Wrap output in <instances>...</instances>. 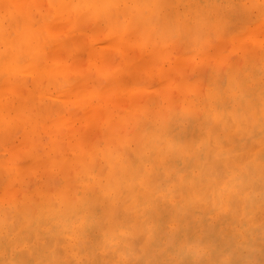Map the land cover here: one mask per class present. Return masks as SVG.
Returning <instances> with one entry per match:
<instances>
[{
    "label": "rangeland",
    "instance_id": "374dc122",
    "mask_svg": "<svg viewBox=\"0 0 264 264\" xmlns=\"http://www.w3.org/2000/svg\"><path fill=\"white\" fill-rule=\"evenodd\" d=\"M11 1L0 0V264H10V256L15 260L14 264H88L85 256L79 259L76 249L78 246L74 247L71 252L68 250L70 249L68 245L71 243V238L68 235H71V231H73L71 227L77 219L78 221L73 227L83 224V220L89 213L91 219L84 220L87 231L81 237H85L88 242L89 239L92 242L96 241L93 250L94 258L97 256L101 259V250L96 247L100 243V239L104 241L102 247L106 246L108 250L111 249L105 264H129V262L130 264H264V167L261 166V163L264 166V87H262V84L264 85V13L262 12L264 0H124L123 2L120 0L122 3L119 0H108V2L55 0L56 3L54 0L53 2L52 0H28L30 3H27L26 0L24 5L21 0L19 2L22 3L15 4L16 6ZM89 1L92 2V6ZM257 3L259 8H257ZM4 4L10 6L6 11L1 8ZM54 4H57V7ZM129 5L130 7L133 5L134 9L133 7L129 8ZM239 5L244 6V10L241 11L242 7ZM172 11L173 13H170ZM234 13L238 15L236 16ZM262 13L263 15H261ZM250 15L251 18L248 19ZM249 33H254L257 36L255 35L253 38L254 36L248 35ZM243 35L244 38L250 36V38H246L248 41L245 43L242 42L245 41L242 40ZM71 37L72 41L68 43ZM259 41L262 46L258 43ZM249 45H251L250 48ZM119 46L120 48L122 46V49ZM94 49L95 51H93ZM211 54L215 55L210 60L208 56H212ZM31 65L40 68H38L41 73L38 76L40 79L37 78V74L33 70L34 67ZM60 66L64 68L63 73L62 71L55 73L54 71L59 70ZM235 70L238 71V74ZM51 73L56 74L52 77L53 79ZM241 75L242 77H240ZM244 85L245 88H243ZM78 87L84 92H81L80 97L84 96L86 92V95L90 92L94 93L93 100L89 101L91 107L88 102L86 103V100L83 103L76 102L75 98H77L76 95L79 96L78 91L80 90L76 89ZM124 87L127 88L125 92ZM154 88L155 90H152ZM121 89L124 93L127 91L126 103L128 98L130 103H125L126 99ZM181 89L184 90L183 93ZM164 90L166 93L173 91L174 96L176 92L178 95L181 93L182 96H175L177 100L173 98L172 105H168L169 101L162 95ZM145 94H147V98H145ZM183 94L185 95L184 99ZM67 96H70V100ZM107 98L109 102H107ZM139 98L143 100V102L140 101L144 107L150 103L160 111L163 109L160 114L158 113L157 122L141 113L139 115L140 107H138L139 104L136 105ZM111 99L113 100L111 101ZM133 102H136V107L133 106ZM179 103L182 105L180 109ZM188 103L191 104L187 105L188 107L195 105L186 110L187 107L184 105ZM125 105L130 107H125ZM202 105L205 106L202 108ZM227 105L229 106L227 107ZM131 106L139 111H135ZM174 106L175 109H173ZM194 108L197 109V112ZM90 109L91 114L87 112ZM129 109L135 111L134 114L132 113L133 117L130 118L131 111ZM164 110L167 114L169 112L168 116L165 112L164 115L162 114ZM244 110H246L245 113ZM86 112L88 116L91 115V119H89L90 116L85 115ZM165 114L166 119L163 117ZM212 116L213 118H211ZM239 116L245 122L239 121ZM210 118L215 120L209 125ZM228 118L234 123V127L237 126L235 130L234 127H230V130L231 122L229 123ZM249 119L252 121L250 122ZM247 124H250L249 127L251 126L248 127L249 129L244 127ZM206 127L208 129L205 132ZM243 127L246 131L242 129ZM173 128L174 130H172ZM131 129L134 130L131 131ZM141 131L145 133L144 135L140 134L142 140L138 134L137 137L141 141L137 143L136 135ZM189 131L190 133H188ZM230 131L234 134H230ZM105 132L110 135H106ZM226 134L228 135L226 136ZM132 135L136 138L138 149H140V152H135V155L134 148H131L133 147L130 139L133 138ZM107 136L109 139H106ZM190 137L191 142H189ZM258 138L259 140H257ZM122 139L125 140L124 143ZM207 139L211 145H215L217 148L208 145ZM222 139L223 141H221ZM255 139L258 147L253 153V161L260 162V165L252 164V160H247L244 164L248 155L252 158L248 149L251 146V140ZM220 141L230 145L223 149L224 144ZM255 142L252 143V146L253 144L255 146ZM132 143H135L134 140ZM186 145L191 147H189V153ZM107 148L108 151H111L108 152ZM142 150L143 153H141ZM214 150L216 151L214 158L220 157L219 159L223 160L226 157L225 160H229V157H232L231 164L220 160L223 166L220 169L214 166L217 162L212 157ZM244 152L248 154L245 159ZM149 154L150 157H148ZM238 154H240L238 159H243V162L239 160L241 164H244L240 165L241 167L237 166ZM126 156L128 157L126 158ZM211 158L213 164L210 163ZM233 162L237 167L234 165L232 167ZM117 164L120 168H117ZM224 164L226 168L228 167V173H225L227 176L220 173L219 176L218 172L222 173L225 170ZM105 165H107L106 170L104 169ZM204 166L205 168H203ZM260 167L263 172L258 171ZM143 169L141 174L139 170ZM204 169L209 174H205L206 170ZM228 169L231 170L228 171ZM155 171L157 175L154 173ZM257 171L262 175H257ZM128 172L130 173L127 175ZM152 173L155 175L152 176ZM160 173H164V175H160ZM147 174L151 176L148 177ZM199 174L203 175H200L199 178ZM136 175L137 178H139L138 175L141 178L145 177L146 183L144 178L137 180ZM206 175L209 176L206 177ZM222 175L225 176L224 179ZM211 177L212 180H210ZM90 178L92 183H90ZM218 179L219 181H217ZM112 181L115 184H112ZM150 182H153L154 186L151 187ZM199 182L203 184L202 188L199 187L202 186ZM204 182L205 185L207 184V188H204ZM184 184L186 188L183 186ZM92 185L96 188L94 193L95 189H92ZM193 186L196 187L195 191H198V193H194V196L197 195L196 197H193ZM210 186L211 189H209ZM215 186H220V189L217 187L215 189ZM230 187L234 189L231 191ZM70 188L71 190H69ZM157 189L159 191L156 193ZM76 190L78 191L75 192ZM84 190L85 193H83ZM73 192L76 193L75 198H72L74 197ZM150 192L151 195L148 194ZM218 192L227 193V195L221 196L222 199H220ZM60 193L65 194L66 201L60 197L61 195H58ZM99 195L100 197H98ZM129 197H131V201ZM217 198L223 201L221 202ZM74 199L77 202H74ZM126 199L130 202L126 203L124 201ZM92 200L94 201L92 202ZM29 202L32 204L30 209L29 205L27 207L25 204H30ZM91 203H94V206ZM40 204L42 205L40 206ZM119 205L123 207L122 212L135 215V217H133L134 215L131 217L130 214L131 226L129 225L130 221L126 220L127 226L131 227L128 226L129 230H127V226L124 227L125 221L117 218L116 210L120 209ZM223 205L225 206L223 207ZM20 207L21 209H19ZM35 208L38 212H42H36ZM138 208H140L139 211ZM135 210L136 212H134ZM234 210L239 213L235 214ZM14 211L15 213H13ZM44 211L45 213H43ZM9 212L12 213L9 215ZM6 213L7 217H5ZM177 213H179L178 216ZM252 216L254 217L250 218ZM80 217L82 218L80 219ZM6 219L8 220L6 221ZM23 219L27 220L28 224L26 222L23 224ZM105 220L106 222H104ZM107 220L112 223L109 224ZM250 220L254 223L252 224ZM114 221L117 223H113ZM218 221L219 227L211 225ZM64 226L68 228H63ZM188 226L192 227L191 230H186ZM62 229L64 230L62 231ZM203 229L208 230L202 231ZM29 230H32L34 235ZM124 230L126 233L122 232ZM187 231L192 233L190 239L198 242L190 250L186 249V245H182ZM155 232L167 234L160 245L153 237ZM48 233L49 235H47ZM63 234L67 237H64V243L61 240ZM42 235L43 237L46 235V238L42 239ZM57 235L61 236L60 242L56 241L57 239L54 240ZM126 235L127 237H125ZM128 236L130 239L131 237L134 239L132 238L130 241ZM35 237L41 241L39 242ZM51 239L54 241L52 242ZM40 243L42 244L40 245ZM65 246H68V249ZM88 248H91L87 254L92 260V243L88 245ZM61 253H65V255H61ZM114 254H116L115 258H113ZM117 257L118 259H116ZM55 260L57 262H54Z\"/></svg>",
    "mask_w": 264,
    "mask_h": 264
},
{
    "label": "bare ground",
    "instance_id": "6f19581e",
    "mask_svg": "<svg viewBox=\"0 0 264 264\" xmlns=\"http://www.w3.org/2000/svg\"><path fill=\"white\" fill-rule=\"evenodd\" d=\"M19 1H21V0H14V1L12 0L11 2H13L12 4H14V5H15V4L18 5L19 3H22V2H19ZM27 1H28V0H27ZM54 1H55V0H54ZM99 1H102V2H108V0H99ZM119 1H120V0H119ZM121 1L123 2L124 0H121ZM121 1H120V3H122ZM141 1H142V0H141ZM155 1H159V0H155ZM24 2H26V0H25V1L23 0V5H24ZM52 2H53V0H52ZM56 2H57V1H55L54 3H56ZM151 2L153 3V1H151ZM172 2H173V1H172ZM3 3H4V1H3ZM5 3H6V2H5ZM9 3H10V2H9ZM27 3H30V1H28ZM27 3H25V4H27ZM89 3H90V5L92 6V2L89 1ZM99 3H100V2H99ZM168 3H169V2H168ZM240 3H241V2H240ZM245 3H246V2H245ZM245 3H244V4H245ZM12 4H10V5H12ZM244 4H243V5H244ZM7 5H8V3H7ZM16 5H15V6H16ZM255 5H256V3H255ZM257 5H258V3H257ZM15 6H14V7H15ZM21 6H22V5H21ZM21 6H18V7L21 8ZM54 6L57 7V4H56V5L54 4ZM113 6H114V5H113ZM127 6H128V5H127ZM127 6H126V7H127ZM150 6H151V5H150ZM185 6H186V5H185ZM209 6H210V4H209ZM239 6H241V5H239ZM239 6H238V7H239ZM7 7H8V6H6V5L4 4L3 7H1V8H4V11H6ZM9 7H10V6H9ZM9 7H8V8H9ZM22 7H23V6H22ZM111 7H112V5H111ZM132 7H133V5H132ZM132 7H130V5H129V8H132ZM141 7H142V6H141ZM186 7H187V6H186ZM232 7H233V6H232ZM241 7H242V8L239 7V8L241 9V11H242V9L244 10V8H243L244 6H241ZM254 7H255V6H254ZM262 7H263V6H262ZM11 8H12V7H11ZM16 8H17V7H16ZM16 8H15V9H16ZM65 8H66V7H65ZM129 8H128V9H129ZM159 8H160V7H159ZM255 8H256V7H255ZM257 8H259V5H258ZM257 8H256V9H257ZM263 8H264V7H263ZM17 9H18V8H17ZM17 9H16V10H17ZM133 9H134V7H133ZM150 9H151V7H150ZM150 9H149V10H150ZM185 9H186V8H185ZM18 10H19V9H18ZM58 10H59V9H58ZM172 10H173V9H172ZM198 10H199V8H198ZM200 10H201V9H200ZM206 10H207V9H205V11H206ZM221 10H222V9H221ZM238 10H239V9H238ZM238 10H237V11H238ZM261 10H262V8H261ZM128 11H129V10H128ZM158 11H159V10H158ZM165 11H166V10H165ZM165 11H164V12H165ZM20 12H21V11H20ZM203 12H204V11H203ZM206 12H207V11H206ZM262 12L264 13V9H263ZM23 13H25V12L23 11ZM59 13H61L60 10H59ZM62 13H63V12H62ZM156 13H157V12H156ZM170 13H173V11L170 12ZM170 13H169V14H170ZM236 13H237V12H236ZM238 13H239V11H238ZM247 13H248V12H247ZM260 13H261V12H260ZM263 13H262L261 15H263ZM21 14H22V12H21ZM169 14H167V15L169 16ZM234 14H235V13H234ZM252 14H253V13H252ZM61 15H62V14H61ZM157 15H158V14H157ZM207 15H208V14L206 13V16H207ZM209 15H210V14H209ZM235 15H236V14H235ZM237 15H238V14H237ZM237 15H236V16H237ZM206 16H205V18H206ZM256 16H257V15H256ZM263 16H264V15H263ZM26 17H27V16H26ZM26 17H25V18H26ZM160 17H161V15H160ZM171 17H174V16L171 15ZM196 18H197V17H196ZM250 18H251V15H250V17H249L248 19H250ZM252 18H253V17H252ZM142 19H143V18H142ZM171 19H172V18H171ZM207 19H208V18H207ZM235 19H236V18H235ZM147 20H148V19H147ZM215 20H216V19H215ZM219 20H220V19H219ZM133 22H136V21H133ZM263 22H264V21H263ZM145 23H146V22H145ZM183 23H184V22H183ZM194 23H196V22H194ZM143 25H144V24H143ZM190 27H191V26H190ZM200 27H201V26H200ZM257 27H258V26H257ZM131 28H132V27H131ZM133 28H134V27H133ZM136 29H138V28H136ZM184 30H185V29H184ZM51 31L53 32V29H52ZM129 31H130V30H129ZM257 34H258V33H257ZM248 35H252V37L254 36L253 38H255V35H256V34H254V33H251V34H250V33H249ZM133 36H134V35H133ZM256 36H257V35H256ZM120 38H121V37H120ZM120 38H119V41H120ZM128 38H129V37H128ZM128 38H127V39H128ZM238 38H240V37H238ZM241 38H242V35H241ZM241 38H240V39H241ZM246 38L248 39V38H250V36H248V37H246ZM246 38H244V35H243V39H242V40H245V41H242V40H241V41L244 42V43L247 42L248 40L246 41ZM235 39H236V38H235ZM69 40H70V41H69L68 43H70V42L72 41V37H71ZM128 40H129V39H128ZM251 40H252L251 45H252V47H253V46H254V44H253V39L251 38ZM74 41H76V40H74ZM119 41H118V42H119ZM235 41H236V40H235ZM116 42H117V41H116ZM118 42H117V43H118ZM126 42H127V41H126ZM233 42H234V41H233ZM258 43L260 44L261 41H259ZM71 44H72V43H71ZM129 44H130V43H129ZM234 44H235V42H234ZM262 44H263V43H262ZM72 45H73V44H72ZM75 45H76V44H75ZM241 45H242V44H241ZM251 45H249V48H250ZM116 46H117V44H116ZM260 46H262V45L260 44ZM234 47H235V46H234ZM239 47H240V46H239ZM256 47H258V46H256ZM256 47H255V48H256ZM119 48H120V46H119ZM245 48H246V47H245ZM76 49H77V48H76ZM120 49H122V46H121ZM243 49H244V48H243ZM256 49H257V48H256ZM261 49H262V48H261ZM220 50H221V49H220ZM241 50H242V49H241ZM78 51H79V50H78ZM93 51H95V49H94ZM124 51H125V50H124ZM124 51H123V52H124ZM238 51H239V48H238ZM242 51H243V50H242ZM75 52H76V51H75ZM126 52H127V51H126ZM220 52H221V51H220ZM240 52H241V51H240ZM259 52H260V51H259ZM127 54H128V53H127ZM259 54H260V53H259ZM261 54H262V50H261ZM261 54H260V56H261ZM91 55H92V54H91ZM211 55H212V56H210V55L208 56V58L210 57V60L214 57L213 55H215V54H211ZM246 55H247V54H246ZM252 55H253V54H252ZM40 56H41V55H40ZM40 56H39V57H40ZM36 57H37V56H36ZM204 57H205V56H204ZM204 57H203V58H204ZM41 58H42V56H41ZM126 58H127V57H126ZM203 58H202V59H203ZM257 58H258V57H257ZM37 59H39V58H37ZM204 59H206V58H204ZM34 60L36 61V59H34ZM39 60H40V59H39ZM41 60H42V59H41ZM41 60H40V61H41ZM215 60H216V59H215ZM258 60H259V58H258ZM200 61H201V60H200ZM202 61H204V60H202ZM256 61H257V60H256ZM202 63H203V62H202ZM204 63H205V62H204ZM223 63H224V62H223ZM200 64H201V63H200ZM212 64H213V63H212ZM35 65H36V64H35ZM35 65H31V67H34V69H33V70H35L34 73L36 72V74H37V78H39L38 76H40V74H41V73H39V72H40V70H39L40 68L38 67V68H39V69H38ZM220 65H222V64H220ZM31 67H30V68H31ZM202 67H203V66H202ZM240 67H241V66H240ZM249 67H250V66H249ZM249 67H248V68H249ZM36 68H37V71H38L39 75H38V73H37V71H36ZM135 68H136V67H135ZM180 68H181V67H180ZM232 68H233V67H232ZM236 69H238V68H236ZM29 70H30V69H29ZM59 70H60V71H59ZM59 70L57 69V70H55L54 72L56 73V72L58 71V72L60 73V72L62 71V73H63V70H64L63 66H60ZM219 70H220V69H219ZM233 70H234V69H233ZM181 71H182V70H181ZM235 71H236V70H235ZM66 72H68V71H66ZM132 72H133V71H132ZM236 72H237V74H238V71H236ZM244 72H245V71H244ZM55 73H54V75L56 76ZM220 73H221V72H220ZM241 73L243 74V71H241ZM36 74H34V75H36ZM235 74H236V73H235ZM237 74H236V75H237ZM50 75H51V78L54 76L52 73H51ZM232 76H233V74H232ZM234 77H235V76H234ZM240 77H242V75H241ZM162 78H163V77H162ZM164 78H165V77H164ZM39 79H40V78H39ZM52 79H53V78H52ZM220 79H221V77H220ZM233 79H234V78H233ZM239 79H241V78H239ZM239 79L237 80V83L239 82ZM260 80H261V79H260ZM198 81H199V80H198ZM198 81H197V82H198ZM197 82H196V83H197ZM246 82H247V81H246ZM68 83H69V82H68ZM196 83H195V85H196ZM221 83H222V82H221ZM230 83H231V82H230ZM233 83H234L233 86L235 87V81H234V80H233ZM243 83H244V82H243ZM243 83H242V85H243ZM82 84H83V83H82ZM183 84H184V83H183ZM248 84H249V83H248ZM195 85H194V86H195ZM221 85H222V84H221ZM237 85H238V84H237ZM237 85H236V88H237ZM250 85H251V84H250ZM184 86H185V85H184ZM194 86H193V87H194ZM181 87H183V86H181ZM190 87H191V86H190ZM234 87H233V88H234ZM259 87H260V85H259ZM262 87H264L263 84H262ZM121 88H122V86H121ZM243 88H245V85H244ZM76 89H78V90L80 89V90H79L80 93H79V91L77 90L79 96L76 95V97H77V98H75V99L77 100L76 102H78V103H80V102L83 103V101L86 100V103L88 102V104H89V103L93 100V98H94V95H93V94H94V93L92 94V92H90V93H91V94H90V93L88 92L89 94L86 95V93H87V92H86V93H85L86 97H89V96L91 95V96H90L91 98H90V97H89V98H86L85 95H84V96L82 95V96H81L82 98H81V97H80V94H82V93H84V92L81 91V88H79V87L76 88ZM126 89H127V88H126ZM126 89H125V87H124V89H123L124 92H125ZM184 89H185V88H184ZM186 89H187V88H186ZM194 89H195V88H194ZM208 89H209V88H208ZM82 90H83V89H82ZM86 90H87V89H86ZM152 90H155V88L152 89ZM181 90H182V89H181ZM234 90H235V89H234ZM77 91H75L76 94H77ZM121 91H122V89H121ZM148 91H149V90H148ZM183 91H184V90H182L181 92L183 93ZM192 91H193V89H192ZM257 91H258V90H257ZM81 92H82V93H81ZM122 92H123V91H122ZM124 92H123V93H124ZM159 92H161V91H159ZM162 92H163V90H162ZM162 92H161V93H162ZM172 92H173V91H171V93H172ZM175 92H176V91H175ZM203 92H205V90H203ZM211 92H212V91H211ZM228 92H229V91H228ZM67 93H69V92H67ZM126 93H127V91H126ZM126 93H124V96L126 95ZM136 93H137V92H136ZM146 93H147V92H146ZM171 93H170V92L166 93L165 90H164V93L162 94V95H164L163 97H166L167 101H169V102H168V105H170V104L172 103V99L175 98V96L178 97L179 95H181V93L178 95V92L175 93V96H174V93H172V94H171ZM186 93H187V92H186ZM200 93H201V96H202V91H201ZM200 93H199V94H200ZM130 94H131V93H130ZM130 94H129V96H130ZM147 94H150V93L148 92ZM147 94H145V95H146L145 98L148 97ZM153 94L155 95L156 93H153ZM205 94H206V93H205ZM205 94L203 95V98H204ZM226 94H227V93H226ZM120 95H121V94H120ZM160 95H161V94H160ZM151 96H153V95L151 94ZM181 96H182V95H181ZM184 96H185V95L183 94V99H184ZM189 96H190V95H189ZM189 96H187V97H189ZM191 96H192V95H191ZM215 96H216V95H215ZM236 96H237V95H236ZM69 97H70V96H67V98L70 100ZM79 97L81 98V100H80ZM92 97H93V98H92ZM105 97H106V96H105ZM108 97H109V96H108ZM120 97H121V96H120ZM138 97H139V96H138ZM138 97H137V98H138ZM142 97H143V95H142ZM154 97H155V96H154ZM160 97H161V96H160ZM160 97H159V98H160ZM198 97H199V96H198ZM216 97H218V96H216ZM263 97H264V96H263ZM78 98H79L80 101L78 100ZM127 98H128V97H127ZM140 98H141V96H140ZM140 98H139L138 100L135 99V100H137V104H136V102H133V103H132L134 107H136V105H138V104L141 105V101L143 102V100H145V99H143V98H141V99H143V100H141ZM157 98H158V97H157ZM181 98H182V97H181ZM201 98H202V97H201ZM61 99H62V98H61ZM61 99H60V100H61ZM63 99H65L64 96H63ZM83 99H84V100H83ZM90 99H91V100H90ZM107 99H108V98H107ZM125 99H126V96H125ZM132 99H133V98H132ZM132 99H131V100H132ZM161 99H162V98H161ZM163 99H164V98H163ZM175 99H176V98H175ZM112 100H113V99H111V101H112ZM135 100H134V101H135ZM140 100H141V101H140ZM155 100H156V99H155ZM164 100H165V99H164ZM176 100H177V99H176ZM176 100H175V101H176ZM89 101H90V102H89ZM121 101H123V100H121ZM124 101H125V103H126L127 99L124 100ZM132 101H133V100H132ZM139 101H140V103H139ZM151 101H152V99H151ZM180 101L182 102V101H184V100H180ZM186 101H187V100H186ZM107 102H109V99L107 100ZM165 102H166V101H165ZM231 102H232V101H231ZM78 103H77V104H78ZM84 103H85V102H84ZM125 103H124V104H125ZM127 103H130V102H129V98H128V102H127ZM127 103H126V104H127ZM148 103H149V102H148ZM153 103H154V102H153ZM160 103H161V101H160ZM177 103H178V102H177ZM196 103H197V102H196ZM91 104H93V103H91ZM114 104H115V101H114ZM132 104H131V105H132ZM135 104H136V105H135ZM154 104H155V103H154ZM165 104H166V103H165ZM191 104H192V102H191ZM191 104L188 103V104L184 105V106L187 107V108H186V107H184V108H186V110H188V108H189L190 106L188 107L187 105H191ZM204 104H205V103H204ZM78 105H80V104H78ZM89 105H90V104H89ZM129 105H130V104H129ZM129 105H125V107H126V106H129ZM139 105H138V107H140V111H139V109L137 110V109L133 108V106H131V107H132L135 111H139V115H140V113H141V114H143L144 116L151 118L152 120L154 119L155 121H156V119H157V117H158V113L160 114V112L163 110V109H162V110L160 111L159 109H157V107L155 108V107H154L153 105H151L150 103H149V105H146L145 107H144V105H141V106H139ZM171 105H172V104H171ZM174 105H175V104H174ZM194 105H195V104H194ZM194 105H192V107H193ZM205 105H206V104H205ZM205 105H202V108H203V106H205ZM142 106H143L144 108H141ZM164 106H165V105H164ZM181 106H182V105H180V103H179V105H178L179 109H180ZM228 106H229V105H227V107H228ZM242 106H243V105H242ZM263 106H264V105H263ZM90 107H91V105H90ZM129 107H130V106H129ZM129 107H128V108H129ZM169 107H170V106H169ZM192 107H190V108H192ZM85 108H86V106H85ZM184 108H183V109H184ZM196 108H197V107H196ZM243 108H245V107L243 106ZM78 109H79V108H78ZM78 109H77V110H78ZM80 109H81V108H80ZM130 109H131V108H130ZM130 109H129V110H130ZM133 109H132V111H133ZM173 109H175V106H174ZM176 109H177V108H176ZM127 110H128V109H127ZM165 110H166V109H165ZM165 110H164L163 113H162L163 115H164V112L166 113ZM186 110H185V111H186ZM194 110H195V108H194ZM196 110H197V109H196ZM196 110H195V112H197ZM259 110H260V109H259ZM130 111H131V110H130ZM132 111H131V115L129 116V118H130L131 116L133 117V114L135 113V111H133V112H132ZM182 111H183V110H182ZM182 111H181V112H182ZM248 111H249V110H248ZM260 111H262V110H260ZM87 112H89V113L91 112V113H92L91 109L88 110ZM87 112L85 113V115L87 114V116H88V113H87ZM192 112L194 113V111H192ZM243 112L245 113L246 110H244ZM255 112H256V111H255ZM258 112H259V111H258ZM91 113H90V114H91ZM132 113H133V114H132ZM187 113H188V112H187ZM198 113L200 114V112H198ZM203 113H204V112H203ZM238 113H239V112H238ZM166 114H167V113H166ZM166 114H165V116H163L164 119H166V117L168 116L169 112H168L167 116H166ZM201 114H202V111H201ZM246 114H248V113H246ZM194 115H195V113H194ZM212 115H213V114H212ZM226 115H227V114H226ZM239 115H240V113H239ZM89 116H90L89 119H91V115H89ZM89 116H88V117H89ZM169 116H170V115H169ZM200 116H201V115H200ZM126 117H127V116H126ZM163 117H162V118H163ZM198 117H199V116H198ZM198 117H197V119H199ZM170 118H172V117H170ZM195 118H196V115H195ZM211 118H213V116H212ZM211 118H210V121H211V122L209 121V123H208L209 125H210V123H213V122H214L213 120H215V119H212V120H211ZM226 118H227V117H226ZM239 118H240V116H239ZM89 119H86V120H87V121H90ZM178 119H179V117H178ZM128 120H129V119H128ZM138 120H139V119H138ZM168 120H169V119H168ZM223 120H224V119H223ZM228 120H229V123L231 122L232 125H233V126H232L231 123H230L229 128H230V127L233 128V127L235 126L234 123L231 121V119L228 118ZM87 121H86V123H87ZM108 121H109V119H108ZM134 121H135V120H134ZM147 121H148V120H147ZM198 121H200V120H198ZM212 121H213V122H212ZM239 121H242L241 118H240ZM249 121H250V119H249ZM251 121H252V120H251ZM251 121H250V122H251ZM90 122L92 123V121H90ZM116 122H117V121H116ZM118 122H119V121H118ZM139 122H140V120H139ZM156 122H157V121H156ZM242 122H245V121H242ZM242 122H240V123H242ZM250 122H249V123H250ZM121 123H122V122H121ZM132 123H133V122H132ZM141 123H142V122H141ZM247 123H248V122H247ZM148 124H149V123H148ZM243 124H244V123H243ZM243 124H242V125H243ZM245 124H246V123H245ZM91 125H92V124H91ZM105 125H106V124H105ZM112 125H113V124H112ZM209 125H208V126H209ZM236 125H237V123H236ZM249 125H250V124H247V125H245L244 127H245V128L247 127V129H249V128L251 127V126L249 127ZM106 126H107V125H106ZM114 126H115V125H114ZM119 126H120V125H119ZM121 126H122V124H121ZM134 126H136V124H134ZM219 126H220V125H219ZM115 127H116V126H115ZM236 127H237V126H236ZM236 127H234V130L236 129ZM244 127H243L242 129H244V131H246V129H245ZM248 127H249V128H248ZM132 128H133V127H132ZM147 128H148V127H147ZM219 128H221V127H219ZM227 128H228V127H227ZM229 128H228V129H229ZM257 128H258V127H257ZM113 129H114V127H113ZM144 129H146V128H144ZM207 129H208V127H206L205 132L207 131ZM217 129H218V128H217ZM228 129H227V130H228ZM132 130H134V129H131V131H132ZM142 130H143V129H142ZM172 130H174V128H173ZM172 130H171V131H172ZM230 130H231V128H230ZM190 131H191V129H190ZM190 131H189L188 133H190ZM219 131H220V130H219ZM228 131H229V130H228ZM105 133H106V132H105ZM142 133H143V134H142ZM144 133H145V132L141 131V133H137L136 137H137L138 134H139V138L142 140L143 138H141V137H142L141 135H144ZM196 133L198 134V132H196ZM140 134H141V135H140ZM205 134H206V133H205ZM230 134H232L231 131H230ZM233 134H234V133H233ZM233 134H232V135H233ZM241 134H242V133H241ZM241 134H240V135H241ZM243 134H246V133H243ZM106 135L109 136L110 134H109V133H108V134L106 133ZM203 135H204V134H203ZM212 135H213V134H212ZM227 135H228V134H226V136H227ZM235 135H237V134H235ZM238 135H239V134H238ZM247 135H248V134H247ZM263 135H264V134H263ZM108 136L106 137V139L108 138ZM132 136H133V135H132ZM132 136H131V137H132ZM198 136H199V135H198ZM204 136L206 137V135H204ZM244 136H245V135H244ZM195 137H196V136H195ZM224 137H225V135H224ZM100 138H101V137H100ZM112 138H113V137H112ZM133 138H135V137L133 136ZM133 138H130V139H131V144H133V147H131V146H130V147H131V148H134V155H135V152H138V153L140 152V151H139L140 149H138V144H137V143H139V141H141V140L137 137V138H138V142H137L136 138H135V139H133ZM164 138H165V137H164ZM196 138H197V137H196ZM108 139H109V138H108ZM223 139H225V138H223ZM223 139H222L221 141H223ZM86 140H87V139H86ZM100 140H101V139H100ZM122 140H123V139H122ZM132 140H134L135 143H132ZM189 140H190L189 142H191V137L189 138ZM198 140H199V139H198ZM208 140H209V139H207V141H208ZM210 140L212 141L213 139H210ZM255 140H256V139H255ZM255 140H253V141L251 140V142L254 143ZM257 140H259V138H258ZM257 140H256V142H255V146H254V144H253V146H252V143H251V144H250L251 146L249 147V149L247 148L248 151H249L248 153L251 154L252 158L249 157L250 155H248L247 153H245V152L243 153V155L245 154V155H244V159H245L246 154H247L248 157H249V158L247 157L248 159L246 158V160H244V164H245V161H247V160H249V161L252 160L251 162H252V164L254 163V165H255V163H256V164H259V163H260V162L257 163V162H254V161H253V157H254V156H253V153L257 150L256 148L258 147V145L256 146V144H257ZM112 141L115 142L116 140H115V141L112 140ZM119 141H120V139H119ZM124 141H125V140H123V143H124ZM144 141H145V140H144ZM144 141H143V142H144ZM196 141H197V140H196ZM199 141H200V140H199ZM221 141H220V142H221ZM224 141L227 143L226 139H225ZM117 142H118V141H117ZM136 142H137V143H136ZM164 142H165V141H164ZM85 143H86V142H85ZM111 143H112V142H111ZM161 143H162V142H161ZM193 143L195 144L194 141H193ZM211 143H212V142H211ZM221 143H223V142H221ZM226 143H223V144H224L223 149H224V148H225V149L228 148V145H230L229 143H228V145H227ZM134 144H135V145H134ZM146 144H147V143H146ZM157 144H158V143H157ZM204 144H205V143H204ZM91 145H92V144H91ZM91 145H90V146H91ZM124 145H125V144H124ZM124 145H123V148H124ZM147 145H148V144H147ZM189 145H190V144H189ZM206 145H207V144H206ZM206 145H205V146H206ZM208 145H211V144H210V141H208ZM208 145H207V146H208ZM225 145H227V147H225ZM116 146H117V145H116ZM135 146L137 147L136 149H135ZM186 146H187V150H188V153H189V152H190L189 149H190L191 147L188 146V145H186ZM211 146H215V145H211ZM261 146H262V145H261ZM119 147H120V146H119ZM165 147H166V146H165ZM189 147H190V148H189ZM208 147H209V146H208ZM109 148H110V147H109ZM111 148H112V147H111ZM184 148L186 149L185 146H184ZM206 148H207V147H206ZM206 148H205V149H206ZM215 148H217V147L215 146ZM129 149H130V148H129ZM137 149H138V150H137ZM142 149H143V147H142ZM165 149H166V148H165ZM175 149H176V148H175ZM218 149H220V148H218ZM119 150H122V149H119ZM127 150H128V149H127ZM130 150H131V149H130ZM158 150H159V149H158ZM177 150H178V149H177ZM177 150H175V151H177ZM202 150H203V149H202ZM215 150H216V149H215ZM215 150L213 151V156H212L213 158H214V155H215V153H216V151H217V150H216V151H215ZM107 151H108V148H107ZM110 151H111V150H110ZM110 151H108V152H110ZM125 151H126V148H125ZM209 151H210V150H209ZM211 151H212V150H211ZM229 151H230V150H229ZM105 152H106V151H105ZM201 152H202V151H201ZM232 152H233V150H232ZM251 152H252V153H251ZM141 153H143V150H142ZM141 153H140V154H141ZM147 153H148V152H147ZM170 153H171V152H170ZM186 153H187V151H186ZM229 153H230V152H229ZM123 154H124V153H123ZM150 154H151V152H150ZM150 154L148 155V157H150ZM158 154H159V153H158ZM202 154H203V153H202ZM231 154H232V153H231ZM240 154H242V153H240ZM240 154L237 155V159H238V156L240 157ZM126 155H127V152H126ZM131 155H132V154H131ZM131 155H128V156H131ZM143 155H144V154H143ZM162 155H163V154H162ZM186 155H187V154H186ZM199 155H200V154H199ZM219 155H220V153H219ZM229 155H230V154H229ZM234 155L236 156V154H234ZM122 156H123V155H122ZM128 156H126V158H127ZM154 156H155V155H154ZM210 156H211V154H210ZM221 156H223V155H221ZM230 156H231V155H230ZM115 157H117V156H115ZM118 157H119V156H118ZM132 157H133V156H132ZM161 157H162V156H161ZM163 157H164V156H163ZM181 157H182V155H181ZM199 157H200V156H199ZM219 158H220V157H219ZM219 158H214V159H216L217 162H219L218 165H220V164L222 163V162L220 161V160H222V159H219ZM225 158H226V157H224V159H223L222 161H224V163L229 162V164H231V163H230V159H231L232 157H229V160H228V159L225 160ZM250 158H251V159H250ZM115 159H116V158H115ZM118 159H119V158H118ZM218 159H219V160H218ZM232 159H233V158H232ZM94 160H95V159H94ZM112 160H113V159H112ZM112 160H111V161H112ZM116 160H117V159H116ZM130 160H131V157H130ZM147 160H149V159H147ZM151 160H152V158H151ZM209 160H210V157H209ZM239 160H241V158H239V159L237 160V166L241 167V166L244 165L243 163L241 164V161H242L243 159H242L240 162H239ZM111 161H110V162H111ZM114 161H115V160H114ZM125 161H126V159H125ZM125 161H124V162H125ZM235 161H236V159H235ZM235 161H234V162H235ZM120 162H121V161H120ZM126 162H127V161H126ZM151 162H152V161H151ZM208 162H209V161H208ZM211 162H212V164H213L212 158H211L210 163H211ZM217 162H216V164H215L214 166H217V167L220 169V167H222L223 164H221L220 166H218V165H217ZM231 162H232V160H231ZM234 162L232 163V167H233V165L236 166ZM238 162H239V164H238ZM242 162H243V161H242ZM111 163H112V162H111ZM210 163H209V165H210ZM113 164H114V162H113ZM125 164H126V163H125ZM155 164H156V163H155ZM163 164H164V163H163ZM205 164H206V163H205ZM205 164H204V165H205ZM90 165H91V164H90ZM117 165H118V164H117ZM117 165H116V166H117ZM142 165H143V164H142ZM158 165H159V164H158ZM227 165H228V164H227ZM240 165H241V166H240ZM254 165H253L252 169L254 168ZM259 165H260V164H259ZM106 166H107V165L104 166V169H105V170H106V168H107ZM116 166H115V167H116ZM122 166H123V165H122ZM124 166H125V165H124ZM147 166H148V165H147ZM159 166H160V165H159ZM207 166H208V164H207ZM237 166H236V167H237ZM261 166L264 167L262 163H261ZM105 167H106V168H105ZM111 167H112V164H111ZM132 167H133V166H132ZM224 167H225V164H224ZM232 167H231V168H232ZM236 167H235V168H236ZM250 167H251V166H250ZM117 168H120V166L118 165ZM158 168H159V167H158ZM160 168H161V167H160ZM203 168H205V166H204ZM227 168H228V167H227ZM227 168L225 167V170H223L224 173H223V172H222V173H221V172H218V175L220 176V174H224V175H225V173H228V172H227ZM83 169H84V168H83ZM141 169H142V168H141ZM153 169H154V167H153ZM263 169H264V168H263ZM84 170H85V169H84ZM117 170H118V169H117ZM123 170H124V169H123ZM204 170H206V169H204ZM211 170H212V169H211ZM229 170H231V169H228V171H229ZM93 171H94V170H93ZM130 171H131V169H130ZM137 171H138V170H137ZM139 171H140V172H141V171H144V169H143V170H139ZM213 171H214V170H213ZM234 171H235V170H234ZM251 171H253V170H251ZM258 171H260V172L262 171V172H263V170H262L261 167H260V169H259ZM258 171H257L256 174L259 175V176H260V174L262 175V173H260V172H258ZM109 172H110V170H109ZM134 172H135V171H134ZM84 173H85V172H84ZM119 173L121 174L122 172H119ZM119 173L117 174L118 176L120 175ZM129 173H130V172H128L127 175H128ZM137 173H138V172H137ZM148 173H150V172H148ZM154 173L156 174V171H155ZM203 173H204V172H203ZM219 173H220V174H219ZM250 173H251V172H250ZM263 173H264V172H263ZM78 174H79V173H78ZM82 174H83V173H82ZM111 174H112V173L110 172V175H111ZM141 174H142V172H141ZM141 174H140V175H141ZM155 174L152 173V176L155 175ZM161 174L164 175V173H160V175H161ZM165 174H166V173H165ZM205 174H209V173L207 172V170H206V173H205ZM205 174H204V175H205ZM214 174H215V173H214ZM229 174H230V173H229ZM235 174H236V173H235ZM102 175H103V174H102ZM133 175H134V173H133ZM156 175H157V174H156ZM175 175H176V174H175ZM200 175H203V174H199V178H200ZM218 175H216V176L219 178ZM249 175H250V174H249ZM263 175H264V174H263ZM83 176H84V175H83ZM108 176H109V175H108ZM111 176H112V175H111ZM111 176H109V177H111ZM141 176H142V175H141ZM144 176H146V175H144ZM147 176L150 177L151 175H148V174H147ZM147 176H146V177H147ZM208 176H209V175H208ZM208 176L206 175V177H208ZM210 176H211V175H210ZM222 176H223V175H222ZM225 176H227V174H226ZM225 176H223L222 178L224 179ZM259 176H258V177H259ZM138 177L141 178L139 175H138ZM201 177H202V176H201ZM248 177H249V176H248ZM262 177H263V176H262ZM97 178H98V177H97ZM104 178H105V177H104ZM136 178H137V175H136ZM136 178H134V179H136ZM139 178H137V180H138ZM142 178H144V182H145V177H142ZM142 178H141V179H142ZM158 178L160 179V177H158ZM158 178H157V179H158ZM204 178H205V177H204ZM226 178H227V177H226ZM251 178H252V177H251ZM259 178H261V177H259ZM92 179H93V178H92ZM141 179H140V180H141ZM151 179H152V177H151ZM151 179H150V180H151ZM157 179H156V180H157ZM212 179H213V178L211 177L210 180H212ZM216 179H217V178H216ZM263 179H264V177H263ZM263 179H262V180H263ZM81 180H82V179H81ZM90 180H91V178H90ZM111 180H112V179H111ZM178 180H179V179H178ZM199 180H201V179H199ZM210 180H209V182H211ZM225 180H226V179H225ZM225 180H224V181H225ZM260 180H261V179H260ZM82 181H83V180H82ZM82 181H80V182H82ZM84 181H85V180H84ZM86 181H87V180H86ZM95 181H96V180H95ZM103 181H104V180H103ZM134 181L136 182V180H134ZM151 181H152V180H151ZM197 181H198V179H197ZM197 181H196V182H197ZM217 181H219V179H218ZM224 181H221V182L224 183ZM258 181H259V179H258ZM88 182H89V181H88ZM105 182H106V181H105ZM108 182H110V181H108ZM139 182H140V181H139ZM153 182L155 183L154 179H153ZM153 182H152V183H153ZM202 182H203V181H202ZM212 182H214V181H212ZM251 182L254 183L255 180H254V182H253V181H251ZM90 183H92V180L90 181ZM145 183H146V182H145ZM150 183H151V182H150ZM150 183H149V184H150ZM152 183H151V185H150L151 187L154 186V185H152ZM215 183H216V185L218 186V184H217L216 181H215ZM252 183H251V184H252ZM257 183H258V182H257ZM263 183H264V182H263ZM86 184H87V183H86ZM100 184L103 185V183H100ZM112 184H115V183L112 181ZM133 184H134V182H133ZM199 184H202V183L199 182ZM220 184L222 185V183H220ZM245 184H246V183H245ZM102 185H101V186H102ZM136 185H137V184H136ZM206 185H207V184H206ZM206 185H205V182H204V188H205V187L207 188ZM209 185H210V184H209ZM209 185H208V186H209ZM249 185H250V183L248 184V186H249ZM81 186H82V185H81ZM133 186H134V185H133ZM183 186L185 187V184H184ZM217 186H215V189H217V188L220 189V188H219L220 186H219V187H217ZM243 186H245V185H243ZM243 186H242V188H243ZM102 187H103V186H102ZM107 187H108V186H107ZM114 187H116V186H114ZM136 187H137V186H136ZM138 187H140V186H138ZM151 187H150V188H151ZM197 187H198V186H197ZM199 187L202 188V187H203V184H202V186L200 185ZM216 187H217V188H216ZM100 188H101V187H100ZM105 188H106V187H105ZM112 188H113V186H112ZM118 188H119V187H118ZM141 188H142V187H141ZM144 188H145V187H144ZM185 188H186V187H185ZM190 188H191V187H190ZM193 188H194V186H193ZM193 188H192V191H193V192H192V193H193V197H196L197 195L195 194L196 196H194V193H198V191H197V192L195 191V188H196V187L194 188V190H193ZM238 188H239V187H238ZM92 189H95V190L93 191V193H94V192L96 191V188H95L93 185H92ZM138 189H139V188H138ZM209 189H211V186L209 187ZM232 189H234V188H231V187H230V190H231V191H232ZM65 190H66V189H65ZM65 190H63V191L65 192ZM69 190H71V188H70ZM73 190H74V189H73ZM99 190H100V189H99ZM103 190H104V189H103ZM107 190H108V188H107ZM142 190H144V189L142 188ZM145 190H146V189H145ZM155 190H156V189H155ZM162 190H163V192H164V189H162ZM200 190H203V189H200ZM206 190H207V189H206ZM212 190H213V189H212ZM240 190H241V188H240ZM240 190H238L239 193H241ZM257 190H258V189H257ZM257 190H256V191H257ZM77 191H78V190H76L75 192H77ZM158 191H159V190L157 189V191H155V192L157 193ZM160 191H161V189H160ZM186 191H187V190H186ZM217 191H218V190H217ZM217 191H216V192H217ZM238 191H237V192H238ZM67 192H68V191H67ZM108 192H109V191H108ZM155 192H154V194H155ZM163 192H161V193L163 194ZM73 193H74V192H73ZM83 193H85V190H84ZM102 193H103V192H102ZM219 193H220V192H218V194H219ZM229 193H230V192H229ZM75 194H76V193L73 194L74 197H72V198H75ZM96 194H97V193H96ZM104 194H105V193H104ZM110 194H111V192H110ZM132 194H133V193H132ZM148 194L151 195V192L148 193ZM178 194H179V193H178ZM184 194H185V192H184ZM222 194H223V193H220L218 196H219V197H221V196H224V197H225V196L227 195V193H226V194L224 193L223 195H222ZM236 194H237V193H236ZM58 195H59V196L61 195L60 197H61L63 200L66 201L67 198H66V196H65L64 193H63V194L60 193V194H58ZM58 195H57V196H58ZM100 195H103V194H100ZM100 195H99L98 197H100ZM107 195H108V194H107ZM135 195H136V194H135ZM135 195H134V196H135ZM157 195H158V194H157ZM179 195H180V194H179ZM179 195H177V197H179ZM59 196H58V197H59ZM71 196H72V195H71ZM80 196H81V195H80ZM84 196H85V195H84ZM95 196H96V198H97V195H95ZM95 196H94V197H95ZM120 196H122V195H120ZM134 196H132V197H134ZM172 196H173V195H172ZM234 196H236V195L234 194ZM60 197H59V198H60ZM85 197H86V196H85ZM87 197H88V195H87ZM103 197H104V196H103ZM152 197H153V195H152ZM166 197H168V196H166ZM177 197H176V198H177ZM188 197H189V196L187 195V199H188ZM219 197H218V198H219ZM236 197H237V196H236ZM257 197H258V196H257ZM106 198H107V197H106ZM129 198H130V201H131V197H129ZM129 198H128V199H129ZM160 198H161V197H160ZM173 198H174V196H173ZM191 198H192V197H191ZM218 198H217V200H219ZM84 199H85V201H86V198H84ZM94 199H95V198H94ZM128 199H126V200H124V201H125L126 203H129L130 201H129ZM132 199H134V198H132ZM149 199H150V198H149ZM170 199L172 200V198H170ZM174 199H175V198H174ZM174 199H173V201H174ZM220 199H222V197H221ZM81 200H82V199H81ZM97 200H99V199L97 198ZM102 200H103V199H102ZM27 201H28V200H27ZM33 201H34V200H33ZM58 201H59V200H58ZM82 201H83V200H82ZM93 201H94V200H92V202H93ZM109 201H110V200H109ZM219 201H221V200H219ZM222 201H223V200H222ZM222 201H221V202H222ZM25 202H26V201H25ZM31 202H32V200H31ZM72 202H73V201H72ZM74 202H77V201H75V199H74ZM20 203H21V202H20ZM29 203H30V202H29ZM42 203H43V202H42ZM47 203H48V202H47ZM86 203H88V202H86ZM108 203H109V202H108ZM14 204H15V203H14ZM25 204L27 205V207H28V205H29V209H30V206H31L32 204H31V203H30V204L25 203ZM95 204H96V200H95ZM98 204H99V203L97 202V207H98ZM119 204H120V203H119ZM199 204H200V203H199ZM202 204H203V203H202ZM224 204H225V203H224ZM15 205H16V204H15ZM41 205H42V204H40V206H41ZM48 205H49V204H48ZM91 205L94 206V203H93V204L91 203ZM91 205H90V206H91ZM120 205H121V206H122V205L124 206V204H120ZM120 205L118 206V207H120V209H118V210H116V211H117L118 213L121 212V213H125V214H121V213L118 214V213H117V218L120 219V220H122L123 222L125 221V224H126V225L124 224V227H125V226H127V222L130 221V218L132 217V215H134V213H133V214H132V213H129V212L127 213V212H125V211L122 212V211H123V207H121ZM125 205H126V204H125ZM152 205H153V204H152ZM166 205H167V204H166ZM240 205H242V204H240ZM255 205H256V204H255ZM18 206H19V205H18ZM40 206H38L39 209H40ZM52 206H53V205H52ZM70 206H71V205H70ZM70 206H69V207H70ZM169 206H170V205H169ZM191 206H192V205H191ZM204 206H205V204H204ZM204 206H203V207H204ZM224 206H225V205H223V207H224ZM46 207H47V206H46ZM75 207H76V206H75ZM78 207H79V206H78ZM87 207H89L88 204H87ZM97 207H96V208H97ZM152 207H154V206H152ZM152 207H151V208H152ZM198 207H199V206H198ZM236 207H237V205H236ZM25 208H26V206H25ZM54 208H55V207H54ZM62 208H63V207H62ZM62 208H61V209H62ZM66 208H67V207H66ZM82 208H83V206H82ZM82 208H81V209H82ZM98 208H99V207H98ZM140 208H141V207H140ZM140 208H138L137 210L139 211ZM167 208H169V207H167ZM200 208H202L201 205H200ZM217 208H218V207H217ZM238 208H239V207H238ZM238 208H237V209H238ZM241 208H242V206H241ZM4 209H5V208H4ZM4 209H3V210H4ZM19 209H21V207H20ZM26 209H27V208H26ZM26 209H25V210H26ZM42 209H43V208H42ZM44 209H45V207H44ZM61 209H60V210H61ZM72 209H73V208H72ZM83 209H85V208H83ZM159 209H160V208H159ZM219 209H220V208H219ZM235 209H236V208H235ZM13 210H14V209H13ZM23 210H24V208H23ZM27 210H28V209H27ZM40 210H41V209H40ZM54 210H55V209H54ZM67 210H68V209H67ZM75 210H77V208H75ZM94 210H95V208H94ZM120 210H121V211H120ZM172 210H173V209H172ZM172 210H171V211H172ZM238 210H240V209H238ZM10 211H11V210H10ZM32 211H33V210H32ZM35 211L38 212L36 208H35ZM35 211H34V214H35ZM56 211H57V210H56ZM77 211H78V210H77ZM81 211H83V210H81ZM154 211H155V209H154ZM234 211H236V210H234ZM253 211H254V210H253ZM257 211H258V210H257ZM6 212L8 213V211H6ZM41 212H42V211H41ZM41 212H38V213H41ZM52 212H53V211H52ZM58 212H59V209H58ZM64 212H65V211H64ZM72 212H73V211H72ZM83 212H84V211H83ZM83 212H82V213H83ZM98 212H99V211H98ZM131 212H132V211H131ZM134 212H136V210H135ZM173 212H174V211H173ZM239 212H241V210H240ZM239 212L236 211V212H234V213H235V214H238ZM7 213L5 214V217L8 216ZM10 213H12V212H9V215H10ZM13 213H15V211H14ZM20 213H21V212H20ZM43 213H45V211H44ZM66 213H67V212H66ZM76 213H77V212H76ZM78 213H79V212H78ZM111 213H112V212H111ZM115 213H116V212H115ZM126 213H127V214H126ZM138 213H139V212H138ZM171 213H172V212H171ZM182 213H183V212H182ZM260 213H261V212H260ZM26 214H27V213H26ZM34 214H33V216L35 217ZM52 214H53V213H52ZM130 214H131V217H130ZM141 214H142V213H141ZM160 214H162V213H160ZM213 214H214V213H213ZM232 214H233V212H232ZM257 214H258V213H257ZM6 215H7V216H6ZM24 215H25V214H24ZM39 215H41V214H39ZM43 215H44V214H43ZM71 215H72V214H71ZM71 215H70V216H71ZM86 215H87V214H86ZM108 215H109V214H108ZM121 215H122V216H121ZM126 215H127V216H126ZM155 215H156V214H155ZM176 215L178 216L179 213H177ZM180 215H181V214H180ZM233 215H234V214H233ZM253 215H254V214H253ZM255 215H256V213H255ZM11 216H12V215H11ZM79 216H81V215L79 214ZM95 216H97V215H95ZM125 216H126V217H125ZM138 216H139V215H138ZM211 216H212V215H211ZM234 216H235V215H234ZM238 216L240 217V215H238ZM238 216H237V218H239ZM259 216H260V214H259ZM23 217H24V216H23ZM115 217H116V215H115ZM119 217H120V218H119ZM123 217H124V218H123ZM133 217H135V215H134ZM136 217H137V216H136ZM253 217H254V216H252V217H250V218H253ZM255 217H256V216H255ZM45 218H46V217H45ZM81 218H82V217H80V219H81ZM117 218H116V219H117ZM250 218H249V219H250ZM258 218H259V217H258ZM1 219H2V217H1ZM33 219H34V218H33ZM38 219H39V218H38ZM73 219H74V218H73ZM76 219H77V215H76ZM90 219H91V214L89 213V214L86 216V218H85L84 220L89 221ZM105 219H106V218H105ZM139 219H140V218H139ZM174 219H175V218H174ZM216 219H217V218H216ZM249 219H248V221H249ZM262 219H263V217H262ZM7 220H8V219H6V221H7ZM36 220H37V219H36ZM41 220H42V216H41ZM84 220H83V224H81L82 221H81V223H79V224H81L79 227H78V226L73 227V225L77 223L78 219H77V221L72 225L71 228H72V230H73L74 232L71 231V235H68L69 238H71V243L68 245V246H70V249L67 248L68 246H67V247L65 246V247H66L68 250H70V252H71V250H72V251L74 250V247L78 246V247H76V249L78 250L77 255L79 256V259H80V258H84L83 256H85V257L87 258V260H88V264H91V261H92V264H105V261H106L107 258L109 257V251H111V249L108 250V248H107L106 246H105V247H102V245H104V241H103L102 239H100V243L97 245L96 248H98V250H101V255H100V256H101V259L98 258L97 256L94 258L93 250H94V245H95V242H96V241H95V242H92V240L89 239V242H88V241H86L85 237H84V238L81 237V236H83V234L87 231V227H86V225H85ZM114 220H115V219H114ZM126 220H127V222H126ZM132 220H133V219H132ZM140 220H141V219H140ZM214 220H215V219H214ZM251 220H252V219H251ZM251 220H250V221H251ZM254 220H256V219L254 218ZM0 221H1V220H0ZM26 221H27V220H26ZM26 221H24V219H23V224H24V222H26ZM28 221H29V220H28ZM53 221H54V219L52 220V222H53ZM65 221H66V220H65ZM74 221H75V220H74ZM93 221H94V220H93ZM112 221H113V220H112ZM134 221H135V220H134ZM134 221H133V222H134ZM171 221H172V220H171ZM194 221H196V220L194 219ZM36 222H38V221H36ZM40 222H41V221H40ZM46 222H48V221L46 220ZM66 222H67V221H66ZM98 222H99V221H98ZM104 222H106V220H105ZM107 222H108V220H107ZM133 222H132V223H133ZM163 222H164V221H163ZM2 223H3V222H2ZM6 223H7V222H6ZM21 223H22V222H21ZM26 223L28 224V222H26ZM30 223H31V222H30ZM41 223H42V222H41ZM41 223H40V224H41ZM49 223H50V221H49ZM108 223H109V222H108ZM111 223H112V222H111ZM111 223H109V224H111ZM113 223H115V221H114ZM116 223H117V222H116ZM116 223H115V224H116ZM119 223H120V221H119ZM121 223H122V222H121ZM145 223H146V222H145ZM169 223H171V222L169 221ZM172 223H173V222H172ZM177 223H178V222H177ZM191 223H192V222H191ZM193 223H194V222H193ZM193 223H192V224H193ZM199 223H200V221H199ZM251 223L253 224L254 222L251 221ZM37 224H38V223H37ZM37 224H35V225L37 226ZM42 224H43V223H42ZM45 224H47V223H45ZM45 224H44V225H45ZM102 224L104 225L103 222H102ZM189 224H190V223H189ZM6 225H7V224H6ZM21 225H22V224H20V226H21ZM25 225H26V224H25ZM64 225H66V223H64ZM129 225L131 226V221H130V224H129ZM129 225H128V226H129ZM141 225H142V224H141ZM149 225H150V224H149ZM174 225H175V224H174ZM211 225L214 226V227H219V226H220V223H219V221H218V222H215V224L211 223ZM22 226L24 227V225H22ZM22 226H21V227H22ZM42 226H43V225H42ZM74 226H75V225H74ZM104 226H106V225H104ZM128 226H127V230H129L128 228L130 227V226H129V227H128ZM150 226H151V225H150ZM165 226H166V225H165ZM168 226H169V225H168ZM251 226H253V225H251ZM4 227H5V226H4ZM37 227H40V226H37ZM49 227H50V226H49ZM65 227H67V226H64L63 228H65ZM68 227H69V225H68ZM68 227H67V228H68ZM101 227H102V226H101ZM122 227H123V226H122ZM1 228H2V227H1ZM24 228H25V227H24ZM33 228H34V227H33ZM40 228H41V227H40ZM44 228H45V227H44ZM67 228H66V229H67ZM105 228H107V227H105ZM120 228H121V227H120ZM130 228H131V227H130ZM191 228H192V227L188 226V228H186V230H188V229L191 230ZM4 229H5V228H4ZM36 229H37V228H36ZM50 229H51V228H50ZM50 229H49V230H50ZM103 229H104V228H103ZM134 229H135V228H134ZM142 229H143V228H142ZM167 229H168V227H167ZM9 230H10V229H9ZM25 230H26V229H25ZM41 230H42V229H41ZM45 230H46V229H45ZM63 230H64V229H62V231H63ZM70 230H71V229H70ZM127 230H126V231H127ZM131 230H132V229H131ZM198 230H199V229H198ZM204 230L206 231V230H208V229H203L202 231H204ZM21 231H23V230H21ZM30 231L32 232L31 234L34 235V234H33L34 232H33L32 230H29V232H30ZM37 231H38V229H37ZM39 231H40V230H39ZM60 231H61V230H60ZM66 231H67V230H66ZM143 231H144V230H143ZM23 232H24V231H23ZM23 232H21V233H23ZM44 232H45V231H44ZM94 232H96V231H94ZM111 232H112V231H111ZM122 232H125V230L122 231ZM127 232H128V231H127ZM140 232H142V231H140ZM144 232H145V231H144ZM58 233H59V232H58ZM61 233H62V232H61ZM61 233H60V234H61ZM125 233H126V232H125ZM146 233H148V232H146ZM146 233L143 234L144 237L146 236ZM158 233H159V232H155V234H153V237L156 238L157 243L160 245L161 242H162V240L167 236V234H158ZM194 233H195V232H194ZM18 234H19V232H18ZM64 234H66L65 231H64ZM64 234L62 235V236H63V238L61 239L62 242L65 241V240H63L64 237H66ZM73 234H74V235H73ZM107 234H108V233H107ZM122 234H123V233H122ZM191 234H192V233H191L190 231H187V232H186V237H185L184 243L182 244V245H186V246H187V248H186L187 250H190L191 247L196 246V244L198 243L197 241H195V240H193V239H192V240L190 239V238L192 237ZM4 235H5V234H4ZM43 235H44V233H43ZM43 235H42V239H43V238L45 239V238H46V235H45V237H43ZM47 235H49V233H48ZM53 235H54V234H53ZM55 235H56V233H55ZM29 236H30V235H29ZM190 236H191V237H190ZM32 237H33V236H31V238H32ZM100 237H102V235H100ZM123 237H124V236H123ZM125 237H127V235H126ZM129 237H130V236H128V240H130V241L132 240V238L134 239V237H131V239H130ZM144 237H143V238H144ZM3 238H4V237H3ZM21 238H22V237H21ZM33 238H34V237H33ZM35 238H36V237H35ZM40 238H41V236H40ZM50 238H51V237H50ZM52 238H54V237H52ZM58 238H59V240H58ZM60 238H61V236L59 237V235H57V237L55 236L54 240L57 239L56 241H59V242H60V241H61ZM66 238H67V237H66ZM103 238H105V237H103ZM118 238H119V237H118ZM19 239H20V236H19ZM36 239H38V237H37ZM47 239H48V238H47ZM111 239H112V238H111ZM113 239H115V238H113ZM136 239H137V238H136ZM146 239H147V238H146ZM235 239H236V238H235ZM13 240H14V239H13ZM38 240H39V239H38ZM38 240H37V241H38ZM54 240L51 239L52 242H53ZM125 240H126V239H125ZM139 240H140V239H139ZM144 240H145V239H144ZM168 240H169V239H168ZM181 240H182V239H181ZM17 241H18V240H17ZM40 241H41V240H39V242H40ZM66 241H67V239H66ZM118 241H119V240H118ZM48 242H49V241H48ZM52 242H51V243H52ZM59 242H57V243H59ZM62 242H61V245L64 243V242H63V243H62ZM109 242H110V241H109ZM123 242H124V241H123ZM182 242H183V241H182ZM15 243H16V242H15ZM19 243H21V242H19ZM22 243H24V242H22ZM22 243H21V244H22ZM25 243H26V242H25ZM25 243H24V244H25ZM30 243H31V242H30ZM49 243H50V242H49ZM66 243H67V242H66ZM91 243H92V260L90 259V256L87 254V253L90 252V250H91V248H88V245H90ZM136 243H137V242H136ZM258 243H259V242H258ZM11 244H12V243H11ZM13 244H14V242H13ZM28 244H29V243H28ZM41 244H42V243H40V245H41ZM52 244H53V243H52ZM61 245H60V246H61ZM66 245H67V244H66ZM135 245H136V244H135ZM9 246H11L10 243H9ZM31 246H32V245H31ZM46 246H47V245H46ZM52 246H53V245H52ZM137 246H138V245H137ZM137 246H136V247H137ZM2 247H3V246H2ZM7 247H8V246H7ZM124 247H125V245H124ZM228 247H229V246H228ZM247 247H248V246H247ZM12 248H13V247H12ZM12 248H11V249H12ZM28 248H29V246H28ZM61 248H62V247H61ZM156 248H157V247H156ZM0 249H1V248H0ZM13 249H14V248H13ZM13 249H12V250H13ZM15 249H16V248H15ZM39 249H40V248H39ZM49 249H50V248H49ZM52 249H53V248H52ZM59 249H60V248H59ZM136 249H137V248H136ZM146 249H147V248H146ZM182 249H183V246H182ZM238 249H239V248H238ZM21 250H22V249H21ZM29 250H30V249H29ZM42 250H44V249H42ZM61 250H63V249H61ZM96 250H97V249H96ZM152 250H153V249H152ZM152 250H151V251H152ZM224 250H225V249H224ZM224 250H223V251H224ZM2 251H3V250H2ZM25 251H26V250H25ZM155 251H156V250H155ZM62 252H63V251H62ZM65 252H66V251H65ZM84 252H85V253H84ZM0 253H1V252H0ZM9 253H11V252L9 251ZM67 253H68V252H67ZM67 253H66V254H67ZM75 253H76V251H75ZM98 253H99V252H98ZM150 253H151V252H150ZM231 253H232V251H231ZM25 254H26V253H25ZM31 254H32V253H31ZM118 254H119V253H118ZM232 254H233V253H232ZM10 255H11V254H10ZM10 255H9V256H10ZM61 255H65V253H64V254L61 253ZM150 255H151V254H150ZM150 255H148V256L150 257ZM205 255H206V254H205ZM1 256H2V255H1ZM3 256H4V255H3ZM30 256H31V255H30ZM58 256H59V254H58ZM75 256H76V254H75ZM113 256H114L113 258H115L116 254H114ZM146 256H147V255H146ZM18 257H19V256H18ZM47 257H48V256H47ZM59 257H61V256H59ZM73 257H74V256H73ZM3 258H4V257H3ZM20 258H21V257H20ZM33 258H34V257H33ZM63 258H64V257H63ZM66 258H67V257H66ZM147 258H148V257H147ZM38 259H39V258H38ZM76 259H77V258H76ZM76 259H75V260H76ZM98 259H100L101 261L98 260ZM116 259H118V257H117ZM205 259H206V258H205ZM225 259H226V258H225ZM19 260H20V259H19ZM62 260H63V259H62ZM62 260H61V263H62ZM64 260H65V259H64ZM64 260H63V261H64ZM90 260H91V261H90ZM202 260H204V259H202ZM9 261H10V264H14V263H15V260H14L11 256H10V260H9ZM33 261H34V259H33ZM36 261H37V260H36ZM38 261H39V260H38ZM109 261H112V260H109ZM130 261H131V260H130ZM213 261H214V260H213ZM228 261H229V260H228ZM54 262H57V260H55ZM133 262H134V261H133ZM133 262H132V263H133ZM187 262H188V261H187ZM208 262H210V261H208ZM21 263H22V262H21ZM40 263H41V262H40ZM51 264H52V263H51ZM64 264H65V263H64ZM74 264H75V263H74ZM83 264H84V263H83ZM129 264H130V262H129ZM212 264H214V263H212ZM225 264H226V263H225Z\"/></svg>",
    "mask_w": 264,
    "mask_h": 264
}]
</instances>
